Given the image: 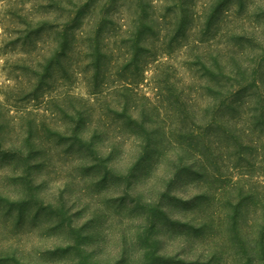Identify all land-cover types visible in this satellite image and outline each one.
<instances>
[{"label":"rangeland","instance_id":"374dc122","mask_svg":"<svg viewBox=\"0 0 264 264\" xmlns=\"http://www.w3.org/2000/svg\"><path fill=\"white\" fill-rule=\"evenodd\" d=\"M0 264H264V0H0Z\"/></svg>","mask_w":264,"mask_h":264},{"label":"trees","instance_id":"16d2710c","mask_svg":"<svg viewBox=\"0 0 264 264\" xmlns=\"http://www.w3.org/2000/svg\"><path fill=\"white\" fill-rule=\"evenodd\" d=\"M140 34H141V32H140V31H138V32H137V36H136V38H137L136 40H137V41H139V40H140V37H141V36H140ZM147 157H148V156L146 155V156L144 157V159L146 160V159H147Z\"/></svg>","mask_w":264,"mask_h":264}]
</instances>
